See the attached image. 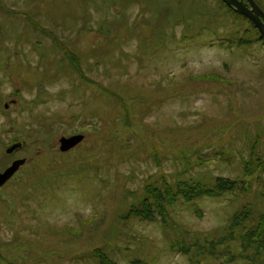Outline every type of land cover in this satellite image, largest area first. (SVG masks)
I'll list each match as a JSON object with an SVG mask.
<instances>
[{"label":"rangeland","instance_id":"374dc122","mask_svg":"<svg viewBox=\"0 0 264 264\" xmlns=\"http://www.w3.org/2000/svg\"><path fill=\"white\" fill-rule=\"evenodd\" d=\"M149 1L162 3L0 0L1 167L29 161L0 189V264H99L101 249L114 264H188L171 251L181 225L219 234L243 205L264 212L263 181L182 200L170 227L122 219L147 184L185 173L215 190V177L244 175L254 142L264 154V39L240 42L252 39L251 22L229 15L217 33L170 26L152 47ZM69 55L82 74L59 63ZM73 134L84 142L61 152ZM17 141L28 144L11 161L4 149Z\"/></svg>","mask_w":264,"mask_h":264},{"label":"trees","instance_id":"16d2710c","mask_svg":"<svg viewBox=\"0 0 264 264\" xmlns=\"http://www.w3.org/2000/svg\"><path fill=\"white\" fill-rule=\"evenodd\" d=\"M148 3H150V1L146 4V11L151 16L147 18V20L153 21L154 23L153 29L155 31L153 32V37L162 35L163 37L161 38L163 39L166 33H170L168 32L170 26L173 27L175 24L180 23L184 25H190V23L195 24L200 31L197 35L200 36L203 31H205V33L206 31H215L217 33V28L220 27V25H224L222 21L225 16H233L234 18L237 17L238 19L240 18L241 20L250 22L248 18L238 15L235 10L228 7L222 0H216L212 6L208 5L206 0H162L161 6H156V8H152ZM166 14L172 15L173 18L167 17ZM164 20H172L175 21V23L166 26L163 24ZM247 32L252 34V39H248L247 37V40H245V36H243L240 42L249 41L248 43H250L262 39L259 29H256L252 23L251 28L246 30V33ZM153 37H149L152 47L157 46V41L161 40V38L156 37L152 39ZM232 37L234 41L236 36L234 37L233 35ZM145 41V45L144 43L141 44L143 48L146 49V45L150 44H148L147 39ZM152 51L156 52V50ZM73 57L75 56L69 55L65 58L62 57L59 63L64 65V68H71V72H77L78 70L75 66L79 65H73L70 61ZM80 74V81L88 82L86 77ZM92 82L94 81L92 80L90 83ZM36 136L37 135H35V137ZM34 139L37 141L43 140L39 137ZM44 141L50 142L48 138ZM251 147V159H249L243 173L244 175H242L241 178L229 179L217 176L215 177L216 187H212L215 188V190L209 189L210 187H205L204 183L198 178L194 179L188 177V181L187 178L182 180L183 176H186L185 173H183V176L181 175L180 181H164L161 186L154 183L147 184L151 189L148 186L144 187V194L140 203L132 204L130 209L126 211V214L122 216V219L128 222L132 221L133 218H137L141 222L158 221L163 223L165 227H170L171 222L168 220L172 214L171 209L179 204V202H182V200L187 203L198 201L200 198L211 197L220 199L226 193L235 192L242 195V193L252 191L255 183L264 181V154L261 155L256 151L255 142ZM1 160L2 158H0V171H4L10 164L1 167ZM10 160L12 161V156H10ZM29 195L28 198H31L32 194L30 193ZM173 228L175 229V227ZM220 228L222 229H219V234H202L198 231H192L189 228L184 229V226L181 225V229L185 232L184 237L182 236L181 238L182 244L179 241L171 240V251L186 255L189 258L188 264H264V212L258 213L255 208L250 205H243L240 210L232 215L229 223ZM66 229L76 233V230L71 226H66L65 230ZM122 232L126 233L122 228L120 236H122ZM127 237L129 236L127 235ZM134 238L135 237H133L132 240ZM93 258L97 259L99 264H114V261L112 258H109V254L107 255V251H104V249L99 251V256ZM128 264L148 263L146 260L144 261L136 257Z\"/></svg>","mask_w":264,"mask_h":264},{"label":"water","instance_id":"95a60500","mask_svg":"<svg viewBox=\"0 0 264 264\" xmlns=\"http://www.w3.org/2000/svg\"><path fill=\"white\" fill-rule=\"evenodd\" d=\"M225 4L235 10L239 15L244 18H248L256 29H259L261 36L264 39V10L255 0H222ZM8 109V104H5ZM85 139L83 135H73L72 137H62L60 140L59 149L61 152H69L74 147L80 145ZM26 142H17L15 144L6 146L5 154L13 155L18 150L25 148ZM26 159H19L7 168L6 171L0 172V189L7 185L8 181L11 180L18 172V170L27 164Z\"/></svg>","mask_w":264,"mask_h":264},{"label":"flooded vegetation","instance_id":"af4514ba","mask_svg":"<svg viewBox=\"0 0 264 264\" xmlns=\"http://www.w3.org/2000/svg\"><path fill=\"white\" fill-rule=\"evenodd\" d=\"M25 150V149H24ZM21 151V150H20ZM19 152V151H18ZM22 152V151H21ZM18 159H25V158H18ZM18 159H15V160H18ZM15 160H13V161H15ZM13 161H12V163H13ZM28 161V160H27ZM29 162V161H28ZM23 168V167H22ZM21 168V169H22ZM5 171V170H4ZM4 171H1V172H4Z\"/></svg>","mask_w":264,"mask_h":264}]
</instances>
